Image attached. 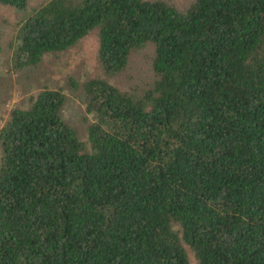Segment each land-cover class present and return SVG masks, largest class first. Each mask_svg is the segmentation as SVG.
<instances>
[{
  "label": "trees",
  "instance_id": "obj_1",
  "mask_svg": "<svg viewBox=\"0 0 264 264\" xmlns=\"http://www.w3.org/2000/svg\"><path fill=\"white\" fill-rule=\"evenodd\" d=\"M92 27L102 74L68 80L86 139L45 86L0 126V264H264V0H46L13 66ZM146 41L141 91L103 78Z\"/></svg>",
  "mask_w": 264,
  "mask_h": 264
},
{
  "label": "rangeland",
  "instance_id": "obj_2",
  "mask_svg": "<svg viewBox=\"0 0 264 264\" xmlns=\"http://www.w3.org/2000/svg\"><path fill=\"white\" fill-rule=\"evenodd\" d=\"M44 1L27 0L24 9L0 5V126L12 108L27 105L34 94L45 86L65 93L60 115L76 130L79 138L85 140L89 115L84 112L81 97L77 96L79 90L70 91L68 80L72 78L81 83L86 78L102 74L96 52L97 29L92 27L64 49L44 53L34 65L21 68L13 66L12 49L17 41L18 25L33 7ZM164 1L183 9L192 0ZM152 48L153 43L146 41L131 49L124 69L114 75H102L103 78L122 90L141 91L153 79ZM187 255L189 264H195L192 253L187 251Z\"/></svg>",
  "mask_w": 264,
  "mask_h": 264
}]
</instances>
